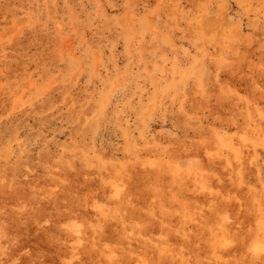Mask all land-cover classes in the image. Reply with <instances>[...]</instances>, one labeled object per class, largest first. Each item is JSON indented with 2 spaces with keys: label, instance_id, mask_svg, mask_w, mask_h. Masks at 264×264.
<instances>
[{
  "label": "rangeland",
  "instance_id": "rangeland-1",
  "mask_svg": "<svg viewBox=\"0 0 264 264\" xmlns=\"http://www.w3.org/2000/svg\"><path fill=\"white\" fill-rule=\"evenodd\" d=\"M263 180L264 0H0V264H264Z\"/></svg>",
  "mask_w": 264,
  "mask_h": 264
},
{
  "label": "bare ground",
  "instance_id": "bare-ground-1",
  "mask_svg": "<svg viewBox=\"0 0 264 264\" xmlns=\"http://www.w3.org/2000/svg\"><path fill=\"white\" fill-rule=\"evenodd\" d=\"M155 22V21H154ZM110 24V23H109ZM113 25V24H112ZM111 26V25H110ZM110 26H108V27H110ZM114 27V26H113ZM111 31H112V29H111ZM148 34V33H147ZM146 35V34H145ZM206 35V34H205ZM208 35H210V32H209V34ZM112 36H113V34H112ZM104 37V36H103ZM114 37V36H113ZM148 37V36H147ZM208 37H210V36H208ZM106 38H108V37H106ZM99 39V38H98ZM109 39V38H108ZM98 41V40H97ZM146 41H147V39H146ZM100 43V42H99ZM147 44V43H146ZM150 45V44H149ZM93 46V45H92ZM147 46V45H146ZM190 86V85H189ZM260 102V101H259ZM262 103V102H261ZM193 104V103H192ZM194 105V104H193ZM192 107V106H191ZM193 109H194V107H193ZM205 110H207V109H205ZM204 111V110H203ZM199 112V111H198ZM206 112V111H205ZM200 113V112H199ZM182 117V116H181ZM181 122V121H180ZM202 123H203V121H202ZM205 126V125H204ZM259 127V126H258ZM206 129V128H205ZM204 130V129H203ZM261 130V129H260ZM204 132V131H203ZM196 133V132H195ZM198 133V132H197ZM199 136V135H198ZM202 136V135H201ZM220 137V136H219ZM153 138V137H152ZM221 138V137H220ZM183 141H184V139H183ZM220 141V140H219ZM222 141V140H221ZM175 142V141H174ZM188 142V141H187ZM186 142V143H187ZM176 143V142H175ZM199 144V143H198ZM185 145H187V144H185ZM190 146V145H189ZM159 147V146H158ZM188 147V146H187ZM194 147H196V146H194ZM199 147V146H198ZM170 147H168V149H169ZM200 149V148H199ZM186 150V149H185ZM202 150V149H201ZM188 151V150H187ZM145 152V151H144ZM185 152V151H184ZM202 152V151H201ZM172 153V152H171ZM191 153V152H190ZM153 155L155 154V152H153L152 153ZM151 154V155H152ZM163 154V153H162ZM174 156V155H173ZM181 156V155H180ZM183 156V155H182ZM205 156V155H204ZM153 159V158H152ZM243 161V160H242ZM216 162V161H215ZM149 162H147V163H145V164H147V165H149L148 164ZM151 163V162H150ZM155 165V164H154ZM151 166H152V164H151ZM169 166V165H168ZM217 170V169H216ZM215 170V171H216ZM245 176V175H244ZM258 176V175H257ZM252 177V176H251ZM250 177V178H251ZM248 178V177H247ZM259 179V178H258ZM250 180V179H249ZM264 181V180H263ZM164 185V184H163ZM216 186V185H215ZM246 186V185H245ZM232 189V188H231ZM231 189H230V191H231ZM223 191H224V189H223ZM227 194V193H226ZM199 199V198H198ZM150 201V200H149ZM217 201V200H216ZM221 204V203H220ZM238 204V203H237ZM225 209V208H224ZM229 209V208H228ZM232 209V208H231ZM253 209V208H252ZM223 211V210H222ZM231 211V210H230ZM260 212V211H259ZM156 213H157V211H156ZM230 213V212H229ZM258 215V214H257ZM230 216H232V215H230ZM256 217V216H255ZM147 218V217H146ZM234 218V217H233ZM144 220H145V218H144ZM213 220V219H212ZM228 220V219H227ZM244 220V219H243ZM248 220V219H247ZM214 222H215V220H213ZM158 222V221H157ZM233 222V221H232ZM243 222V221H242ZM229 223V222H228ZM245 223V222H244ZM230 224H232L231 222H230ZM233 225V224H232ZM229 226V225H228ZM156 228V227H155ZM215 228V227H214ZM232 230V229H231ZM228 231V230H227ZM239 231H241V230H239ZM234 233V232H233ZM261 234V233H260ZM234 235V234H233ZM235 236V235H234ZM250 238V237H249ZM219 239V238H218ZM246 239V238H245ZM247 242V241H246ZM240 243V242H239ZM245 243V242H244ZM251 243V242H250ZM227 244V243H226ZM246 244V243H245ZM237 248V247H236ZM237 250V249H236ZM239 250V249H238ZM244 250V249H243ZM222 251V250H221ZM229 252V251H228ZM238 253V252H237ZM170 253H168V255H169ZM43 255V254H42ZM167 255V256H168ZM238 255V254H237ZM262 255V254H261ZM48 256V255H47ZM45 257V256H44ZM169 257V256H168ZM238 257V256H237ZM55 258V257H54ZM51 259V258H50ZM257 259V258H256ZM21 260H22V258H21ZM36 260V259H35ZM39 260H41V258L39 259ZM244 260V259H243ZM251 260H253V259H251ZM23 261H25V260H23ZM160 261V260H159ZM247 261V260H246ZM48 262H49V260H48ZM47 262V263H48ZM57 262V261H56ZM164 262V261H163ZM162 262V263H163ZM222 262H224V261H222ZM255 262V261H254ZM52 263V262H51ZM253 263V262H252ZM42 264V263H41ZM48 264H50V263H48ZM225 264V263H224ZM232 264V263H231Z\"/></svg>",
  "mask_w": 264,
  "mask_h": 264
}]
</instances>
